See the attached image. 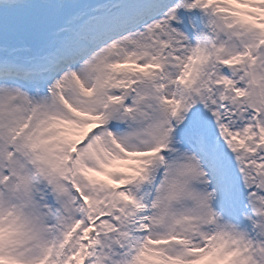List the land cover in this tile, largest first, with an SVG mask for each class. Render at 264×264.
I'll return each instance as SVG.
<instances>
[{
    "label": "snow or ice",
    "instance_id": "obj_1",
    "mask_svg": "<svg viewBox=\"0 0 264 264\" xmlns=\"http://www.w3.org/2000/svg\"><path fill=\"white\" fill-rule=\"evenodd\" d=\"M0 264H264V0H0Z\"/></svg>",
    "mask_w": 264,
    "mask_h": 264
}]
</instances>
